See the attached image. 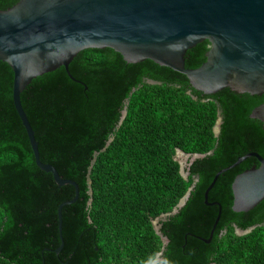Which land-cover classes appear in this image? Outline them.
Listing matches in <instances>:
<instances>
[{
	"label": "trees",
	"instance_id": "16d2710c",
	"mask_svg": "<svg viewBox=\"0 0 264 264\" xmlns=\"http://www.w3.org/2000/svg\"><path fill=\"white\" fill-rule=\"evenodd\" d=\"M18 1L0 0V10ZM208 50L207 41L189 50L186 68H198ZM13 81L0 61V264H152L159 253L156 264H241V246L242 264H264V200L232 211V182L256 159L221 174L205 201L217 172L251 152L264 157L263 125L249 117L264 97L205 95L183 74L151 60L128 64L109 48L81 51L69 73L61 67L32 80L21 103L40 159L79 187L62 208L60 234L59 209L76 191L36 165ZM177 150L212 154L185 179ZM195 178L186 205L161 218ZM235 228L254 229L241 237Z\"/></svg>",
	"mask_w": 264,
	"mask_h": 264
},
{
	"label": "water",
	"instance_id": "95a60500",
	"mask_svg": "<svg viewBox=\"0 0 264 264\" xmlns=\"http://www.w3.org/2000/svg\"><path fill=\"white\" fill-rule=\"evenodd\" d=\"M204 41L209 43L204 63L195 69L186 68V53ZM106 48L119 53L128 64L151 60L183 74L193 89L205 95L230 89L237 94L264 97V0H19L0 10V61L13 71V102L36 165L51 173L58 186L71 185L76 191L75 199L59 209L60 234L62 208L78 199L79 187L41 161L21 94L39 76L61 67L69 73L70 63L81 51ZM249 117L260 121L264 128V101ZM220 125L219 117L214 127L216 136ZM211 154L185 155L191 165ZM251 157L258 160L259 166L234 178L232 211L249 212L264 200V157L251 152L216 173L205 191L206 203L219 176ZM180 172L183 176L181 164ZM197 181L172 212L161 218L176 215L186 205ZM220 216L221 211L207 243ZM153 225L166 245L168 239L159 232L160 226L155 222ZM237 231L240 233V229ZM161 254L152 264L160 261Z\"/></svg>",
	"mask_w": 264,
	"mask_h": 264
},
{
	"label": "rangeland",
	"instance_id": "374dc122",
	"mask_svg": "<svg viewBox=\"0 0 264 264\" xmlns=\"http://www.w3.org/2000/svg\"><path fill=\"white\" fill-rule=\"evenodd\" d=\"M175 159L182 165V174L186 179H188L187 167H188L189 159L185 154H182L180 152H176ZM154 222L156 226H159V222H156V220Z\"/></svg>",
	"mask_w": 264,
	"mask_h": 264
},
{
	"label": "flooded vegetation",
	"instance_id": "af4514ba",
	"mask_svg": "<svg viewBox=\"0 0 264 264\" xmlns=\"http://www.w3.org/2000/svg\"><path fill=\"white\" fill-rule=\"evenodd\" d=\"M256 159V158H255ZM258 164H259V162H258V160L256 159V163L253 165V166H258ZM191 165L188 163V167H187V174H188V177H189V167H190ZM197 178H195L194 179V181L196 180ZM238 230V228H235V233H236V235H238V236H241V237H243L244 235H246L245 234V232L247 231V230H240V233H239V231H237ZM243 258H244V254H243V251H242V246H241V264L243 263Z\"/></svg>",
	"mask_w": 264,
	"mask_h": 264
}]
</instances>
